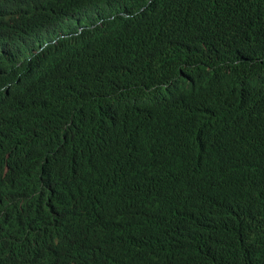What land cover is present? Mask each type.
<instances>
[{
  "label": "trees",
  "instance_id": "trees-1",
  "mask_svg": "<svg viewBox=\"0 0 264 264\" xmlns=\"http://www.w3.org/2000/svg\"><path fill=\"white\" fill-rule=\"evenodd\" d=\"M24 3L0 28V84L30 80L54 110L0 134V264H264V0H153L114 36L41 52L60 0Z\"/></svg>",
  "mask_w": 264,
  "mask_h": 264
},
{
  "label": "clouds",
  "instance_id": "clouds-1",
  "mask_svg": "<svg viewBox=\"0 0 264 264\" xmlns=\"http://www.w3.org/2000/svg\"><path fill=\"white\" fill-rule=\"evenodd\" d=\"M24 2L25 0H0V28L9 18L8 15H13L14 11L26 6ZM60 3L63 20L54 24L50 29L45 26L46 31L43 33V37L37 40L35 46L36 50H40L39 52L46 48L54 50L55 47L62 45L70 46L71 39L80 35L84 29L99 27L104 36H114L122 30L126 19L135 18L139 20L142 18L141 13L149 9L151 4L155 7L153 0H145L139 11L131 12L124 10L119 2L117 5L109 7L107 12H101L103 5H93L88 0H60ZM114 8L116 9L115 12L112 10ZM54 13L53 1L41 4L34 9L35 17L43 25H45V20L49 18V15ZM49 34L50 37H47ZM18 86L20 88L15 90L14 87ZM53 110L54 102L51 97L42 94L37 85L30 80L0 84V134L6 137L20 136V132L26 133L27 128H32L31 125L36 129L40 122L51 117ZM7 155H12V152H8ZM45 188L46 185L44 184L43 189ZM106 220L103 219L100 222L92 220L91 223L88 220L86 227L99 230ZM69 222L71 220L66 217L53 215L50 229L57 231L62 228L65 229L66 223ZM109 228L110 225H107L101 231ZM0 241L2 240L0 239ZM57 242L60 243L61 240L59 239ZM30 257L31 255L28 257V261ZM86 257L90 260L85 264H99L90 256ZM121 263L123 264L122 258Z\"/></svg>",
  "mask_w": 264,
  "mask_h": 264
},
{
  "label": "bare ground",
  "instance_id": "bare-ground-1",
  "mask_svg": "<svg viewBox=\"0 0 264 264\" xmlns=\"http://www.w3.org/2000/svg\"><path fill=\"white\" fill-rule=\"evenodd\" d=\"M5 23V22H4ZM6 25H8V24H6ZM14 25V24H13ZM4 26V25H3ZM10 28H11V26H10ZM13 30H15V29H13ZM6 38V37H5ZM16 46V45H15ZM7 47V46H6ZM199 56V55H198ZM185 62V61H184ZM191 62V61H190ZM194 62V61H193ZM188 63V62H187ZM185 65H187V64H185ZM192 65V64H191ZM182 71H183V69H181ZM185 72V71H184ZM187 77V76H186ZM183 78V77H182ZM185 80V79H184ZM188 81V80H187ZM182 82V81H181ZM180 82V83H181ZM184 82V81H183ZM182 82V83H183ZM91 170V169H90ZM187 242V241H186ZM188 243V242H187ZM37 245V244H36ZM1 255V254H0ZM10 255V254H9ZM8 257H10V256H8ZM1 262V261H0Z\"/></svg>",
  "mask_w": 264,
  "mask_h": 264
},
{
  "label": "rangeland",
  "instance_id": "rangeland-1",
  "mask_svg": "<svg viewBox=\"0 0 264 264\" xmlns=\"http://www.w3.org/2000/svg\"><path fill=\"white\" fill-rule=\"evenodd\" d=\"M114 12L116 11V9L114 8V9H112Z\"/></svg>",
  "mask_w": 264,
  "mask_h": 264
}]
</instances>
